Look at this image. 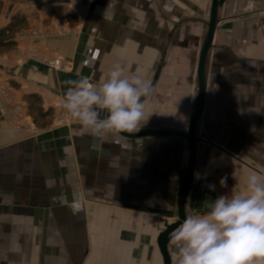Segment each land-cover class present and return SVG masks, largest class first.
I'll return each mask as SVG.
<instances>
[{
  "label": "crops",
  "instance_id": "1",
  "mask_svg": "<svg viewBox=\"0 0 264 264\" xmlns=\"http://www.w3.org/2000/svg\"><path fill=\"white\" fill-rule=\"evenodd\" d=\"M202 6L198 0H0V29L15 17L24 19L11 36L16 46L0 51V202L15 205L0 206V219H42L47 221L42 234L65 237L60 245L21 240L8 245L28 252L20 264H98L87 251H106V244L87 249L85 242L74 246L69 238L91 233L113 236V250H107L113 251V264L115 258L124 264H164L158 236L166 213L176 214L189 160L187 140L175 133H187L195 109L211 0ZM56 17L72 24L71 35L52 31ZM35 30L44 34L35 36ZM46 47L73 70L18 63L24 52ZM117 63L125 75L139 74L154 89L137 133L172 135L120 143L106 135L97 141L65 110L54 111L67 81L87 77L99 83ZM206 78L196 179L215 185V199L243 190L250 175L264 180V0H228L219 9ZM32 95L50 116L29 113ZM225 177L226 187L220 184ZM78 193L85 196L84 207L74 214L69 204ZM108 203L113 207H98ZM90 221L97 225L92 231ZM6 232L0 229V235ZM168 249L174 264L170 243Z\"/></svg>",
  "mask_w": 264,
  "mask_h": 264
},
{
  "label": "clouds",
  "instance_id": "2",
  "mask_svg": "<svg viewBox=\"0 0 264 264\" xmlns=\"http://www.w3.org/2000/svg\"><path fill=\"white\" fill-rule=\"evenodd\" d=\"M66 83L60 106L94 140L111 135L120 143L126 140L121 134L137 133L146 122L152 83L139 74L125 75L119 63L99 83L87 77ZM207 187L215 191V185ZM84 199L83 193L74 194L69 204L74 214L83 210ZM202 207L203 214L186 215L170 233L174 264H264V180L250 175L243 190L208 198Z\"/></svg>",
  "mask_w": 264,
  "mask_h": 264
},
{
  "label": "water",
  "instance_id": "3",
  "mask_svg": "<svg viewBox=\"0 0 264 264\" xmlns=\"http://www.w3.org/2000/svg\"><path fill=\"white\" fill-rule=\"evenodd\" d=\"M228 0H211L209 21L207 22V31L200 50L198 67H197V100L193 115L190 119L189 128L187 133H175L176 136L182 137L187 140L189 160L186 177L178 195L177 210L175 216H169L166 213L165 229L158 236V248L162 255L164 264H172L169 254V236L175 229L177 224L191 212L202 214L205 210L202 207V202L208 198L214 199L215 194L210 191L204 183L196 179V167H197V144L199 139L197 138V130L199 122L203 116L206 97H207V59L210 50L213 47L215 33L217 25L219 23V9ZM126 138L135 140L143 137H159L163 135H172L169 131H148L134 134H121ZM174 218L175 221L169 223L168 219Z\"/></svg>",
  "mask_w": 264,
  "mask_h": 264
},
{
  "label": "rangeland",
  "instance_id": "4",
  "mask_svg": "<svg viewBox=\"0 0 264 264\" xmlns=\"http://www.w3.org/2000/svg\"><path fill=\"white\" fill-rule=\"evenodd\" d=\"M207 3H209V0H198V7H203L202 5H205ZM65 17H67V16H65ZM65 17H56L55 20L61 19V18L65 19ZM67 22L70 25V27L73 29L72 24L68 20H67ZM58 103H60V102H58ZM55 104H54V109H55L54 111H56L57 114L59 115V113H61L63 111V109L61 107H56ZM0 206L2 208L10 206L13 209L15 205H9L7 203H4V201H1ZM99 206L100 207L102 206L101 209L102 208L104 209V208H108V207H113V204H109V203L108 204H99L98 207ZM22 214H24V213H22ZM13 215H17V213H13ZM28 216L29 215H27V217ZM21 218L22 219H6V220L0 219V229H2V231H3V229H6V231H8V229H9V231H10V232H6V235H0V264H14V263L20 264L19 260L23 261L24 256L26 254H28V252L24 251L25 250L24 248L21 250L22 252H14V251H12L11 247H7L8 245H12L14 242L21 240L23 244H27V245L28 244H30V245L31 244L32 245L37 244L38 245V244L44 243V242H48V243L50 242L51 244L60 245L65 239V237L60 236V235H51L49 233H47V235L42 234L41 233L42 226H44L47 222L45 220L29 219V218H26L24 216H22ZM111 221H112V224L107 225L108 227H113V220H111ZM48 222L50 223V221H48ZM70 222H72V223L75 222V223L79 224L82 221L71 220ZM93 222L94 221H92V222L90 221V225H89V228L91 229V231L94 228H96V226H97ZM51 223H52V221H51ZM51 227H52V225H51ZM32 228L34 229V232L38 231V233L36 232L37 234H34ZM49 228H50V226H49ZM10 229H13V231H15V235L12 234ZM48 232H50V231H48ZM69 238H70V242L74 246H77V244H79V243L81 244V243L85 242L87 249H88V247H89V249L94 248V247L99 248V247L103 246L104 244H106V248H105L106 251H102V252L98 251L95 253H92V252L90 253V251L88 253V251H87V254H89V255L92 254V256H91L92 259L94 260V262H96L98 264H100V263L102 264V263H106V262L108 264H110V263L113 264V251H111V252L107 251L108 249L113 250V247H112L113 246V236H105V235L98 236L96 234L91 233L90 235H87V236L76 235V236H70ZM109 243H110V245H109ZM3 245H4V247H7L5 251L1 250ZM60 251L63 252L62 249ZM60 251H59V253H60ZM107 255L108 256L111 255V257L108 258ZM85 260L86 259H84V257H83L82 260L80 259V262L81 261L84 262ZM115 262H116V264H124V260H119L117 258H115Z\"/></svg>",
  "mask_w": 264,
  "mask_h": 264
},
{
  "label": "built area",
  "instance_id": "5",
  "mask_svg": "<svg viewBox=\"0 0 264 264\" xmlns=\"http://www.w3.org/2000/svg\"><path fill=\"white\" fill-rule=\"evenodd\" d=\"M72 14H77L76 9L73 6H70ZM51 29L58 36H67L73 33V29L70 27L66 19H57L52 22ZM35 36L43 35L44 33L40 30H35ZM31 60L36 61L41 64L50 66L57 72L69 73L73 70L72 65L61 55L54 52L50 48H44L42 50H31L24 52L21 57L18 59V63L23 61ZM61 103H56V107H61Z\"/></svg>",
  "mask_w": 264,
  "mask_h": 264
},
{
  "label": "trees",
  "instance_id": "6",
  "mask_svg": "<svg viewBox=\"0 0 264 264\" xmlns=\"http://www.w3.org/2000/svg\"><path fill=\"white\" fill-rule=\"evenodd\" d=\"M24 23L23 18L15 17L12 22L5 28L0 29V51L10 50L16 46V42L12 39V33L15 29ZM31 103L28 105V110L31 115H36L37 118H46L51 115L50 111H45L41 107V99L36 95L29 97Z\"/></svg>",
  "mask_w": 264,
  "mask_h": 264
}]
</instances>
